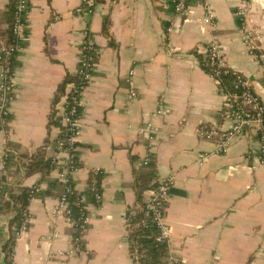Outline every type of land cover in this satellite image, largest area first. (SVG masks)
Listing matches in <instances>:
<instances>
[{"label": "crops", "instance_id": "0c3cea01", "mask_svg": "<svg viewBox=\"0 0 264 264\" xmlns=\"http://www.w3.org/2000/svg\"><path fill=\"white\" fill-rule=\"evenodd\" d=\"M175 1L101 0L92 13L79 15L81 0H28L25 46L15 57V97L7 132L0 133V152L12 154L6 183L16 193L23 187L40 190L28 206L30 228L15 244L17 264H134L124 215L140 206L139 177L148 172H154L148 186L175 176L166 221L172 227L170 252L180 264H264V164H259L257 136H236L226 153L217 154L215 142L196 131L202 124L229 126L221 116L222 79L218 83L199 58L206 60L210 40L220 43L227 64L250 78L264 101V65L249 53L236 15L246 3L258 23L264 0H211L215 25L204 21L202 4L175 14ZM8 2L0 0V35L8 28ZM87 29L96 42V67L85 95L80 165L72 184L85 191L91 171L99 167L103 199L86 203L90 219L82 248L59 259L55 252L69 249L73 236L71 226L52 216L63 166L45 178L26 173V166L47 138V156L54 155L61 129L49 131V117L62 83L77 71ZM132 91L138 96L131 97ZM161 102L171 108L168 114H156ZM148 121L159 128L152 150L140 131ZM148 157L152 167L143 165ZM151 191L142 193L143 201ZM10 215L0 214L1 228Z\"/></svg>", "mask_w": 264, "mask_h": 264}, {"label": "built area", "instance_id": "2783aa9c", "mask_svg": "<svg viewBox=\"0 0 264 264\" xmlns=\"http://www.w3.org/2000/svg\"><path fill=\"white\" fill-rule=\"evenodd\" d=\"M101 0H81L80 5L76 8L79 15L90 14L94 11L96 5ZM211 0H176L174 12L175 14L184 13L190 4L200 3L205 9L206 23L215 25V13L211 6ZM29 10L28 0H17V12L13 22V34L15 40L11 44L0 40V133L7 132L8 118L10 115L11 104L15 97L16 82L14 79V66H12V55L18 54L24 48L20 45L19 40L24 37V30L27 26L26 14ZM236 15L239 20L240 32L244 44L248 48L249 53L254 56L262 65H264V32L260 25L253 19L252 11L248 4L244 3L238 6ZM172 31V23L167 27V35ZM96 42L90 37L89 30L84 32V39L80 44L79 65L75 75L80 80L69 82L66 93L61 94L56 103V116L61 123V131L59 137L55 140V151L52 156L53 169L63 166L58 172V178L62 183V191L58 197L55 206L52 209V216L62 218L73 230L72 246L67 250H57L55 252L59 259L71 257L75 250L82 248L84 245L83 232L86 229L90 213L88 205L85 204L83 212L79 217L73 215L70 206L69 195L75 190L72 184L73 174L79 169L78 150L80 139L83 133L82 111L85 102V95L92 84L93 72L96 67L94 56L96 54ZM205 58L209 65L210 74L221 84V76L231 73L234 76L233 90H222L224 97L221 116L223 121L229 126L224 128L219 124H202L197 127L198 135L204 139L215 142V152L217 154L226 153L230 144L236 136L244 135L248 132L254 133L259 142L260 148L258 153L259 164H264V101L255 91L253 81L239 71L230 67L220 43L217 40H210L205 46ZM131 70L130 74H133ZM137 91L131 92V97H137ZM171 108L161 102L157 105L156 114H168ZM158 126L151 121L146 122L141 127L149 148L152 150L158 136ZM10 150L4 149L0 152V204L2 200H7L9 194L5 192L7 185L5 181V172L7 162L11 158ZM199 157L205 160L206 153H201ZM150 158H145L143 164L148 166ZM257 165L253 166V169ZM102 170L99 167L91 171L88 187L94 194L95 203L100 204L103 199L101 184L99 178ZM175 185V176L170 174L157 180V185L151 191V195L145 200L144 208L135 207L128 209L125 213L127 227L131 229V219L138 210L144 211V217L139 222L146 224L151 218L158 226L157 241L160 243L167 242L169 248L168 264H180L179 260L170 252L169 240L172 234V227L166 221L167 202L169 200L171 189ZM81 192V191H78ZM35 196L31 197V200ZM9 200V199H8ZM10 217L13 216L10 212ZM30 214L28 209L25 211L22 222L13 232L9 228V222L5 220L2 225V238L0 240V264L4 263L6 257L3 251L5 240L12 235L16 241L26 233L30 228ZM58 233L55 231L48 240L52 242ZM15 244L10 256L9 264H17L14 260ZM134 264H142V251L137 243L131 251Z\"/></svg>", "mask_w": 264, "mask_h": 264}, {"label": "trees", "instance_id": "16d2710c", "mask_svg": "<svg viewBox=\"0 0 264 264\" xmlns=\"http://www.w3.org/2000/svg\"><path fill=\"white\" fill-rule=\"evenodd\" d=\"M17 12V0H9L5 10L4 16L6 22L8 24L7 30L0 35L1 40L5 41L7 44H11L15 40V35L13 34V22L15 20V14ZM104 31L108 33V22L105 20ZM23 39L19 40L21 46H25V36L27 35L26 29L23 32ZM16 55H12V66L16 64ZM202 65L205 68H209V65L206 63L207 61L203 60L201 56H199ZM206 62V63H205ZM210 72V69H208ZM222 79V89L225 91L233 90V79L234 76L231 73L223 74L221 76ZM80 77L78 75H68L67 78L62 83L59 94L56 98V103L60 98L61 94L66 93V87L69 82L79 81ZM56 109L52 110V113L49 117L48 129L50 131L52 126L61 127V123L59 118L56 116ZM10 116V115H9ZM50 138L46 139V143L42 146L36 155L32 156L29 162V165L26 166V173H36L41 172L43 178L47 177L51 171L53 170L52 165V156H47V148L50 144ZM11 158L7 162V166L10 162ZM144 165V164H143ZM153 163L149 162V167H152ZM154 172H148L140 174L139 177V187H138V203L141 208H144L145 201L142 199V193L150 187L152 190L156 188L157 183H153L148 186L150 180L153 178ZM99 182L101 183V177L99 178ZM39 187H23L19 193H16L11 185H6L5 192L9 194V200H2L0 204V214L4 212H12L13 216L9 219V228L13 232V230L20 226L24 213L28 209L29 203L31 201V197L35 196L39 193ZM70 206L73 211V215L75 217H79L83 212V207L86 203L95 202L93 192L87 188L85 191L78 192V190L72 191L69 195ZM129 210L131 208H128ZM144 217V211L138 210L136 214L132 216L131 219V231L132 234L130 236V249L133 250L134 246L138 243L140 245V249L143 253L142 255V264H167V258L169 256V248L167 242L160 243L157 239L158 234V226L151 218L148 219L146 224H140L139 222ZM2 228L0 227V240L3 236ZM15 244V239L13 235L5 240L3 244V251L5 252V259L3 264H9L10 256L13 251V247Z\"/></svg>", "mask_w": 264, "mask_h": 264}, {"label": "rangeland", "instance_id": "374dc122", "mask_svg": "<svg viewBox=\"0 0 264 264\" xmlns=\"http://www.w3.org/2000/svg\"><path fill=\"white\" fill-rule=\"evenodd\" d=\"M259 20L258 24L261 26L263 32H264V2L259 3Z\"/></svg>", "mask_w": 264, "mask_h": 264}]
</instances>
